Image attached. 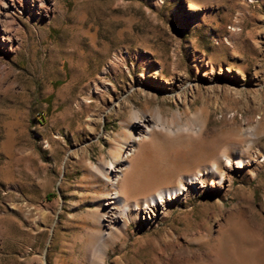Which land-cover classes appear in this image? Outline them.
<instances>
[{"label":"rangeland","instance_id":"obj_1","mask_svg":"<svg viewBox=\"0 0 264 264\" xmlns=\"http://www.w3.org/2000/svg\"><path fill=\"white\" fill-rule=\"evenodd\" d=\"M13 1L0 264H264V0ZM116 194L130 210L109 225L95 212Z\"/></svg>","mask_w":264,"mask_h":264},{"label":"bare ground","instance_id":"obj_2","mask_svg":"<svg viewBox=\"0 0 264 264\" xmlns=\"http://www.w3.org/2000/svg\"><path fill=\"white\" fill-rule=\"evenodd\" d=\"M12 2V5L14 4L13 0H9ZM6 4H4L5 7ZM7 15L4 16L3 19L0 18V42L2 43V47H5L7 45L12 46L15 41H17V35L14 33V30L7 27L6 23H8L9 18L7 19ZM12 22V21H11ZM11 27V26H10ZM134 119L137 120L138 125L141 127L140 132H143L144 134H148L150 131V128L148 126V122H150V119L148 120H142L139 119L137 114L134 115ZM245 164L243 159H238L235 163L230 164V161L227 159V165L228 167H243ZM117 167L112 164L108 168L101 167L97 171L99 173L104 175H115L117 173ZM210 170L213 173H216L219 177V182L222 184L224 180V175L219 173L216 168V164L212 165L210 167ZM201 174L198 173L193 177H190L189 179H182L179 182V186L177 188H169L161 190L160 192H157V194L152 195L148 197V199L144 202L141 211L144 216L151 217L153 215H156V212L158 211L159 206H164L167 201H170L174 199L179 194H182L184 191H186L187 187L193 186L195 183H200ZM121 204L123 206L122 214L124 216H127L130 210V205L127 203V201L119 194H116L113 198H110V201H107L104 204V208L101 213H97L96 211V218L98 219H104L107 220V224L111 225L115 218H117V210L115 209V205ZM121 214V213H120ZM98 219V220H99ZM108 225V226H109ZM103 236L102 231L100 229L88 233V242L86 244V249L90 250L94 244L95 239ZM256 249V248H255ZM262 251L264 255V242L262 243ZM104 253V252H103ZM261 262V261H260Z\"/></svg>","mask_w":264,"mask_h":264}]
</instances>
